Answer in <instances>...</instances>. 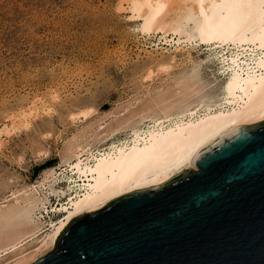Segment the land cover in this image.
<instances>
[{"label": "bare ground", "instance_id": "6f19581e", "mask_svg": "<svg viewBox=\"0 0 264 264\" xmlns=\"http://www.w3.org/2000/svg\"><path fill=\"white\" fill-rule=\"evenodd\" d=\"M200 7L198 0H122L120 10L146 57L134 92L102 112H73L59 163L43 167L32 183L10 178L12 185L0 192V264H32L54 248L72 219L196 170L225 132L264 120V109L242 90L250 75L258 85L264 73L259 35L255 43L251 34L235 43L201 39ZM204 9L211 18L212 0ZM26 107L18 114L24 130L56 112L38 98ZM16 125L0 126V137ZM50 196L57 197L58 208H50L61 214L57 220L44 216Z\"/></svg>", "mask_w": 264, "mask_h": 264}, {"label": "water", "instance_id": "95a60500", "mask_svg": "<svg viewBox=\"0 0 264 264\" xmlns=\"http://www.w3.org/2000/svg\"><path fill=\"white\" fill-rule=\"evenodd\" d=\"M32 264H264V120L164 184L69 221Z\"/></svg>", "mask_w": 264, "mask_h": 264}, {"label": "rangeland", "instance_id": "374dc122", "mask_svg": "<svg viewBox=\"0 0 264 264\" xmlns=\"http://www.w3.org/2000/svg\"><path fill=\"white\" fill-rule=\"evenodd\" d=\"M121 2L0 0V126H21L18 114L37 98L56 109L44 125L37 120L0 137V192L12 177L32 183L43 167L59 163L73 112H102L134 92L132 81L146 57ZM56 198L50 196L48 207L56 206Z\"/></svg>", "mask_w": 264, "mask_h": 264}, {"label": "snow or ice", "instance_id": "6c2138e0", "mask_svg": "<svg viewBox=\"0 0 264 264\" xmlns=\"http://www.w3.org/2000/svg\"><path fill=\"white\" fill-rule=\"evenodd\" d=\"M204 2L205 0H198L201 15L204 17V27L200 29L201 39L211 37L235 43L238 40L243 41L251 34L250 43H255L259 35V64L264 68V0H212L211 18L205 12ZM247 51L245 50L246 53ZM249 72L251 73V69ZM259 81L257 85L256 79L250 75L249 79L244 81L249 87L242 90L250 103L255 100L259 107L264 109V73L259 75Z\"/></svg>", "mask_w": 264, "mask_h": 264}]
</instances>
